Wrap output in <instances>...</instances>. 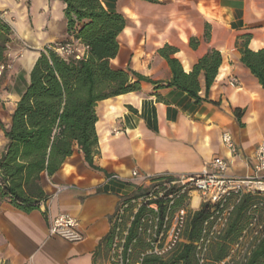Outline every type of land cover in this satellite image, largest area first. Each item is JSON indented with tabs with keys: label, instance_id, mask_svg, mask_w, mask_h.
<instances>
[{
	"label": "crops",
	"instance_id": "crops-1",
	"mask_svg": "<svg viewBox=\"0 0 264 264\" xmlns=\"http://www.w3.org/2000/svg\"><path fill=\"white\" fill-rule=\"evenodd\" d=\"M102 2L127 20L118 36L119 53L111 60L116 69L165 83L172 71L158 50L166 44L177 49L174 57L186 73L209 50H218L223 60L208 100L196 102L175 87L141 81L137 91L99 101L94 163L101 170L90 167L76 147L53 176L42 174L47 199L39 208L25 212L0 199V264H109L110 245L106 248L103 240L120 200L136 190L134 170L159 177L188 175L223 157L231 174L253 171L256 147L264 141V88L242 63L238 45L242 36L250 35L248 48L264 49V0ZM64 9L62 0H0L1 17L35 46L25 53L22 66L8 74L7 89L0 95L7 101L6 109L0 105V155L7 143L3 127L10 126L40 46L61 38L75 40L67 33ZM191 38L198 41L196 48ZM199 82L204 97L203 73ZM224 132L232 134L239 156L232 157L224 146ZM60 213L78 219L82 241L50 236L51 219Z\"/></svg>",
	"mask_w": 264,
	"mask_h": 264
},
{
	"label": "trees",
	"instance_id": "trees-1",
	"mask_svg": "<svg viewBox=\"0 0 264 264\" xmlns=\"http://www.w3.org/2000/svg\"><path fill=\"white\" fill-rule=\"evenodd\" d=\"M62 1L68 35L88 46V51L83 58L65 59L56 52L55 45L47 46L34 64L30 82L11 114L10 126L3 127L7 143L0 155V199H7L25 212L39 208L47 199L40 185L42 174L53 176L76 147L90 167L101 170L94 163L99 153L96 130L99 101L137 91L141 81L150 82L156 88L175 87L196 102L207 101L223 60L218 50L211 49L186 73L174 57L177 49L166 44L158 53L171 68L172 78L168 82L154 81L131 69H116L111 60L119 53L118 36L126 26V18L113 7H106L102 0ZM11 34V26L0 19V66L8 63L6 51ZM241 40L238 45L241 61L264 88V49H249L250 35L242 36ZM197 44L191 38V47L196 48ZM201 73L205 77L204 97L200 96ZM236 114L240 119V110L236 109ZM139 194L137 189L131 195ZM243 209L244 206L235 212L224 241L214 245L211 256L215 260L227 255L228 244L240 232ZM206 213L205 208L193 213L185 231L187 242L176 256L168 260L147 256L144 264H196L193 242L200 234ZM112 233L111 229L103 240L106 248L111 244ZM246 264H264V239Z\"/></svg>",
	"mask_w": 264,
	"mask_h": 264
},
{
	"label": "built area",
	"instance_id": "built-area-1",
	"mask_svg": "<svg viewBox=\"0 0 264 264\" xmlns=\"http://www.w3.org/2000/svg\"><path fill=\"white\" fill-rule=\"evenodd\" d=\"M55 50L65 59H80L88 46L69 39L56 43ZM9 67L8 63L1 65L0 74ZM222 142L232 157L239 156L230 132L222 134ZM252 169L249 174L234 175L229 172L228 160L216 157L205 170L188 175L159 177L134 170L132 177L138 180L140 194L122 198L112 216L109 264H144L147 256L162 260L176 256L187 242L189 219L202 208L207 213L193 242L196 264H246L264 239V141L256 147ZM242 206L241 230L228 244L227 255L215 260L212 249L224 241L235 212ZM49 234L71 243L84 238L78 219L68 213L51 219Z\"/></svg>",
	"mask_w": 264,
	"mask_h": 264
},
{
	"label": "rangeland",
	"instance_id": "rangeland-1",
	"mask_svg": "<svg viewBox=\"0 0 264 264\" xmlns=\"http://www.w3.org/2000/svg\"><path fill=\"white\" fill-rule=\"evenodd\" d=\"M0 19L10 24L5 17H1L0 13ZM11 26V25H10ZM12 28V27H11ZM69 40L68 38H61L59 40H55L49 45H42L40 46V51L44 50L47 46L55 45L59 42H64ZM35 49V46L30 44L22 35L15 29L12 28V34H11V42L7 45V51L6 55L8 57V64L10 65L9 68L4 70L2 74H0V95H3V91L7 89V85H5L6 78L8 74L11 71H14L15 69H19L21 65V60L24 58V55L28 51H32ZM22 66V65H21ZM6 99H3L0 96V105L6 109Z\"/></svg>",
	"mask_w": 264,
	"mask_h": 264
},
{
	"label": "bare ground",
	"instance_id": "bare-ground-1",
	"mask_svg": "<svg viewBox=\"0 0 264 264\" xmlns=\"http://www.w3.org/2000/svg\"><path fill=\"white\" fill-rule=\"evenodd\" d=\"M34 57V56H33ZM197 202H198V198L197 197H195V199H194V204L196 205L197 204Z\"/></svg>",
	"mask_w": 264,
	"mask_h": 264
}]
</instances>
